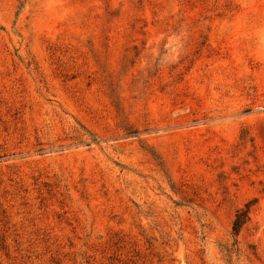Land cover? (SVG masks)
<instances>
[{
	"label": "rangeland",
	"instance_id": "rangeland-1",
	"mask_svg": "<svg viewBox=\"0 0 264 264\" xmlns=\"http://www.w3.org/2000/svg\"><path fill=\"white\" fill-rule=\"evenodd\" d=\"M0 264H264V0H0Z\"/></svg>",
	"mask_w": 264,
	"mask_h": 264
},
{
	"label": "trees",
	"instance_id": "trees-1",
	"mask_svg": "<svg viewBox=\"0 0 264 264\" xmlns=\"http://www.w3.org/2000/svg\"><path fill=\"white\" fill-rule=\"evenodd\" d=\"M249 206L245 204L243 208L236 210L232 221V231L234 234H238L245 220L248 218Z\"/></svg>",
	"mask_w": 264,
	"mask_h": 264
}]
</instances>
